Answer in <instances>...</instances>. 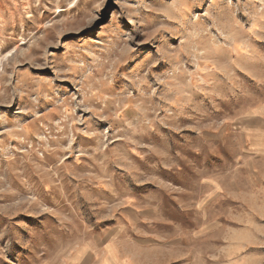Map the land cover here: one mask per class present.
<instances>
[{"label":"rangeland","instance_id":"rangeland-1","mask_svg":"<svg viewBox=\"0 0 264 264\" xmlns=\"http://www.w3.org/2000/svg\"><path fill=\"white\" fill-rule=\"evenodd\" d=\"M193 24L206 31L186 43ZM113 33L132 39L114 43ZM66 44L86 63L106 62L93 73L111 76L106 95L138 96L133 74L150 66L162 107L137 132L119 119L135 101L95 115L77 108L85 122L72 121L69 140L43 119L61 120L53 101L36 116L22 111L26 97L0 103V123L24 129L0 145L13 189L0 192V264H264V0H0L7 92L30 83L25 72L53 78ZM67 75L53 100L83 98L80 74ZM46 128L56 140L43 159L22 163Z\"/></svg>","mask_w":264,"mask_h":264},{"label":"clouds","instance_id":"clouds-1","mask_svg":"<svg viewBox=\"0 0 264 264\" xmlns=\"http://www.w3.org/2000/svg\"><path fill=\"white\" fill-rule=\"evenodd\" d=\"M37 2H39V0H37ZM65 2H67V0H65ZM74 2L75 0H72V3ZM202 31H206V29L201 28L197 24L192 25L191 31L186 29V43L194 41ZM113 36L115 37L114 43H119L122 45H127L128 40L132 39L131 36H128L126 39L121 40L119 35H116L115 33H113ZM109 39L111 40L112 38L110 37ZM65 48L67 49V52L65 57L58 61V67L54 69L56 75L53 78L49 80H40L38 78L30 77V75L25 72L23 78H27L30 83L28 85L21 86V81H18L17 85L13 86V89L10 93L6 91V88L7 84L11 83V81H4L3 83H0V97H3V99H0V103L11 105L16 97H20L22 99L26 97L27 100L25 101V107L22 109V111L32 112L33 115L36 116L35 109L37 106L41 105L42 101H53L56 104V108L53 109V111L57 112L61 116V120L59 122L51 121V113H45L43 115V119L49 120L50 123H55V131L62 134L61 139H73L70 133L77 131V129H75L72 124L73 120H75L76 123L85 122V119L75 115V110L77 108L90 110L95 115L98 111L103 113L104 111L112 112L113 110H122L126 101H135V103L132 104V107L136 108L137 103L140 104L141 107L138 108L136 112L132 113L131 119H126L123 116L119 117V119L122 120L132 132L144 131L145 126H150L151 122L149 120V113L158 114L160 107H162V105L153 104L152 97L157 95V93L152 90V84L149 83L147 79L148 73L151 71L150 66L144 73L143 77H137L133 74L131 81L132 86L138 88L139 84L144 85L143 88H138V96L132 97L130 93L127 96L123 95V93L106 95L101 89L107 88V85L111 82V76H107L102 80H97L96 76L93 75V73H96L98 69L103 67V63L106 62H99L94 58L93 61L86 63L82 55L84 49L81 46L76 44H66ZM129 51H131V49H129ZM47 63V59H45V65H47ZM67 72L72 73V79H75V75L77 73H79L81 76V79L77 81V83L80 85V93L82 94L83 98L79 101H76L75 96H71L66 100H53V96L48 94L49 91H52L55 95L61 90L59 86L54 87V84L57 79L63 80L69 78ZM5 75L7 74L5 73ZM160 83L165 85L169 84L168 80H160ZM93 85H95V90L93 89ZM157 87H159V85H157ZM167 95V92H163L160 94V98L165 99ZM72 101L76 102L69 109L66 106L71 104ZM94 104L100 105L99 109L89 108V105ZM152 118L155 119L156 116L153 115ZM39 119L40 118L37 117V119L33 120V127H35V125L39 122ZM2 121H4V117L0 116V122ZM22 130H24L23 126H21V128H8L4 126L3 123H0V145H3L4 138L7 137H14L23 140L24 137L20 134ZM35 134L36 133L33 132V135ZM40 140L43 141V143L38 144L36 148H33L32 144L28 143L27 152L25 153V156L21 158L22 163L26 159L31 162L32 156L42 160L43 152H41L40 149L45 148L48 140H56V137L52 136L46 128L44 135L40 137ZM95 151H102V149L97 148ZM94 154L95 153H93V155ZM9 161L10 163L8 168L10 170L14 164V161L11 159L10 155ZM17 175L20 174L17 173ZM20 178L21 182L27 188V181H25L22 176ZM0 192H13V189L8 186V181L3 175H0Z\"/></svg>","mask_w":264,"mask_h":264}]
</instances>
